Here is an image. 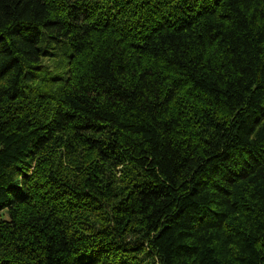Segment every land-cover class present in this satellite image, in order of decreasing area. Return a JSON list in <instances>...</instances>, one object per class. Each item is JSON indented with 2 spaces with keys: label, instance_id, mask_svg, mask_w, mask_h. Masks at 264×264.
Masks as SVG:
<instances>
[{
  "label": "trees",
  "instance_id": "obj_1",
  "mask_svg": "<svg viewBox=\"0 0 264 264\" xmlns=\"http://www.w3.org/2000/svg\"><path fill=\"white\" fill-rule=\"evenodd\" d=\"M0 264H264V0H0Z\"/></svg>",
  "mask_w": 264,
  "mask_h": 264
},
{
  "label": "rangeland",
  "instance_id": "obj_2",
  "mask_svg": "<svg viewBox=\"0 0 264 264\" xmlns=\"http://www.w3.org/2000/svg\"><path fill=\"white\" fill-rule=\"evenodd\" d=\"M48 64V63H47ZM49 66L51 69H57V67L55 66V64L53 62L49 63ZM58 70V69H57Z\"/></svg>",
  "mask_w": 264,
  "mask_h": 264
}]
</instances>
